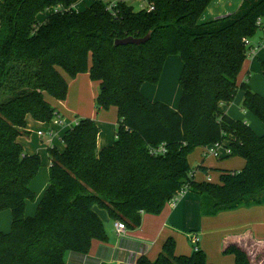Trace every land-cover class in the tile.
I'll return each mask as SVG.
<instances>
[{
  "label": "trees",
  "instance_id": "16d2710c",
  "mask_svg": "<svg viewBox=\"0 0 264 264\" xmlns=\"http://www.w3.org/2000/svg\"><path fill=\"white\" fill-rule=\"evenodd\" d=\"M78 1H0V212L12 213L10 231H0V264H67L68 252L88 254L93 240L107 238L97 206L136 228L144 213L160 214L184 188L201 196L207 216L263 205L264 135L219 105L241 88L243 108L264 123V96L247 82L238 84L252 48L245 39L263 25L264 0H242L236 12L209 21L203 17L214 0H148L152 11L125 3L109 9L101 0L76 10ZM59 5L64 9L39 18ZM149 32L144 44H115ZM172 55L183 61L177 110L142 92L144 83L160 81ZM86 72L99 82L97 110L118 109L116 139L98 149L97 122L77 116L62 137L65 149L49 147V186L28 216L26 204L35 198L30 184L42 158L26 153L18 137L27 134L28 115L40 122L58 115L45 94L67 98L64 73L75 78ZM222 141H228V156L243 158L245 167L221 170L220 183L196 181L189 155ZM162 144L166 153H151ZM175 249L171 237L156 260L143 255L136 263L212 264L199 247L190 255ZM223 252L235 255L236 264H253L238 244Z\"/></svg>",
  "mask_w": 264,
  "mask_h": 264
},
{
  "label": "crops",
  "instance_id": "0c3cea01",
  "mask_svg": "<svg viewBox=\"0 0 264 264\" xmlns=\"http://www.w3.org/2000/svg\"><path fill=\"white\" fill-rule=\"evenodd\" d=\"M241 3L242 0H214L203 19L215 20L232 14L238 10ZM250 43L254 50L248 52L238 76V84L247 82L254 92L264 96L262 71L264 22L250 39ZM182 66L183 61L180 56H169L164 64L160 81L157 84L144 83L143 94L152 101L165 102L173 110H177L182 95L179 83ZM64 76L69 83L67 100L59 102L48 93L45 94V98L50 104L55 100L59 104V109L67 113V120L62 116L61 123H56L54 119L50 122H40L32 115H28L25 128L27 134L18 137L26 153L41 156L42 165L44 164L43 156L47 153L49 157L47 180L45 179L40 186H37L36 176L30 184L34 193H38V198L34 208L33 206L29 208V202H27L28 216L35 214L40 199L49 186V147L55 146L59 151L65 149L62 137L67 129L77 122V118H73L74 114L80 113L83 117L92 118L97 122L100 129L97 139L98 149L112 145L116 139L119 124L117 107L99 111L93 106V100L100 92L99 82L93 81L88 72L80 73L75 78L66 73ZM244 97L245 91L239 88L231 102L220 103V111L235 119L246 121L257 134L264 135V126L256 121V116L252 112L243 108ZM206 148V146L197 147L188 157L192 175L196 181L210 179V182L220 183L221 170H242L246 165V161L241 157L207 155ZM204 167L207 171L203 169ZM95 209L105 223L107 238L93 240L90 251L86 255L68 252L65 257L67 264H137V259L143 255L154 261L171 237L176 241L177 255H190L195 249L190 238L191 234L196 235L198 247L204 250L208 262L212 264H236L235 255L223 252L226 245L230 243L238 244L245 249L253 264H262L264 261V205L242 206L207 216L202 212L201 196L194 191H186L175 205L166 204L160 214L144 213L140 226L136 228L127 226L126 231L120 235L115 231V223L120 219H114L104 208L97 206ZM3 214L7 218L8 216L12 218V213L7 215L1 211L0 229L6 227L2 223ZM252 248L255 250L253 251ZM255 255L257 260L254 259Z\"/></svg>",
  "mask_w": 264,
  "mask_h": 264
},
{
  "label": "built area",
  "instance_id": "2783aa9c",
  "mask_svg": "<svg viewBox=\"0 0 264 264\" xmlns=\"http://www.w3.org/2000/svg\"><path fill=\"white\" fill-rule=\"evenodd\" d=\"M101 1H103V3H105L108 6L109 9H113L114 7H116L117 5H119L121 3H125V4L133 6V7L137 3H139L141 10L145 9V10H148V11H152V10L155 9V5L153 3H151V2H149L148 0H101ZM54 8H55V10L52 11V12H57V11H60V10L64 9V7L61 6V5H59L57 7H54ZM258 23H261V20H259ZM245 44L247 46L251 45L249 38L245 39ZM252 50H254V47H252L250 49V51H252ZM54 120H55L56 123H61L62 122L61 116L59 114L54 117ZM206 147H207L206 148V154L207 155H212V156H215V157H222L224 155H229L231 153V149L228 146V141L216 142V143L208 145ZM150 151H151L152 154L159 155V154L166 153L167 148L165 147L164 144H162V145H160L158 147L151 148ZM191 175H192V173H191ZM209 181H210V179H209ZM186 191L187 190L184 188L180 194L174 196L169 201V204L170 205H175L178 202L179 198ZM126 229H127V225H126V223L124 221L119 220V221H117L115 223V231L119 235L124 233L126 231ZM190 238H191L192 243L195 245V249H198V239H197L196 235L195 234H191Z\"/></svg>",
  "mask_w": 264,
  "mask_h": 264
},
{
  "label": "rangeland",
  "instance_id": "374dc122",
  "mask_svg": "<svg viewBox=\"0 0 264 264\" xmlns=\"http://www.w3.org/2000/svg\"><path fill=\"white\" fill-rule=\"evenodd\" d=\"M91 2H92V0H80V1H78L73 7H74V9H76V10H84V9H86L90 4H91ZM134 9L135 10H141V8H140V5H139V3H137L135 6H134ZM55 10V8L54 7H52V8H49V9H47L46 10V12L45 13H41L40 15H39V18L40 19H43V18H45V16L47 15V14H49V13H52V11H54ZM43 17V18H42ZM175 83H176V81H175ZM180 89H181V86H180ZM68 97V96H67ZM97 98V97H96ZM57 101H59V102H63V101H65V100H67V98L65 99V100H59V99H56ZM53 107H55L56 108V110L58 111V114L62 117L63 116V118L65 119V120H67V118H68V115H67V113H63V111H61L60 109H59V104L54 100L53 102H52V104H51ZM93 106L95 107V109L97 110V104H96V99L95 100H93ZM112 107H115V106H112ZM110 109V108H109ZM102 110H108V109H102ZM99 111H101V110H99ZM77 116L78 117H83V115L82 114H80V113H76V114H74V116H73V118L75 117V119L77 118ZM119 117V116H118ZM256 119V121H258V123H260L261 125H263L264 126V123L260 120V119H258L257 117L255 118ZM48 160H49V157H48V155H47V153L43 156V161H44V164L42 165V167L39 169V171H38V174H37V177L35 178V180H36V182H35V184L37 185V186H40V184H42L43 182H44V180L46 179L47 180V176H46V173H47V164H48ZM46 182V181H45ZM49 184V183H48ZM37 198H38V193H35V198H34V200H29L28 202V206H29V208H31L32 206H33V208H34V204L37 202L36 200H37ZM41 200V199H40ZM264 205V204H263ZM30 210V209H29ZM6 211V212H5ZM3 213H6L7 215L9 214V215H11V212H10V210H4V211H2ZM6 215L5 214H3L2 215V219H3V221H2V223H3V226H5L6 225V227H2V229H0V231H3V232H8V231H10V229H11V220H12V218H10L9 216H8V218L6 217ZM253 249V251L255 250V248H252ZM251 249V250H252ZM263 249V248H262ZM254 259L255 260H257V257H256V255L254 256ZM264 260V259H263ZM262 264H264V261H262Z\"/></svg>",
  "mask_w": 264,
  "mask_h": 264
},
{
  "label": "water",
  "instance_id": "95a60500",
  "mask_svg": "<svg viewBox=\"0 0 264 264\" xmlns=\"http://www.w3.org/2000/svg\"><path fill=\"white\" fill-rule=\"evenodd\" d=\"M151 36H152V32H149L144 37L128 36L124 39H117L115 44L116 45H127V44L141 45V44L148 42L150 40Z\"/></svg>",
  "mask_w": 264,
  "mask_h": 264
}]
</instances>
